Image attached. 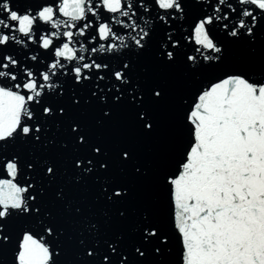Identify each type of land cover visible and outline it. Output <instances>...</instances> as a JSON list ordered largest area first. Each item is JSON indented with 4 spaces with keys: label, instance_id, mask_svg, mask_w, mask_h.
<instances>
[{
    "label": "snow or ice",
    "instance_id": "6c2138e0",
    "mask_svg": "<svg viewBox=\"0 0 264 264\" xmlns=\"http://www.w3.org/2000/svg\"><path fill=\"white\" fill-rule=\"evenodd\" d=\"M258 40L264 0H0V264L9 250L12 264H264V60L224 67L232 47L255 57ZM177 69L191 84L179 98L188 139L155 174L166 215L131 217L114 169H148L66 109H96L101 127L123 111L151 136L169 95L153 73ZM65 172L55 198L75 237L46 205ZM84 185L99 219L69 198Z\"/></svg>",
    "mask_w": 264,
    "mask_h": 264
},
{
    "label": "water",
    "instance_id": "95a60500",
    "mask_svg": "<svg viewBox=\"0 0 264 264\" xmlns=\"http://www.w3.org/2000/svg\"><path fill=\"white\" fill-rule=\"evenodd\" d=\"M255 57H250L245 48L232 47L227 52V60L225 68H237L244 66L243 63L251 60L259 62L264 60V40H258L256 44ZM140 67L137 66V72ZM153 75L158 79H164L168 83L169 95L166 102L160 108L159 128L151 136H143L133 124L129 114L118 111L110 123L101 127L96 121L99 114L96 109L91 107L82 108L80 110L66 109L68 119L72 121H81L87 125V130L94 140L105 144L110 150H116L122 146H128L135 150L140 162L148 169V175L143 179L133 175H123L119 172V166L114 169L118 178L124 180L130 185L132 199L128 203L129 214L135 217L141 211L152 210L156 212L161 221L166 215V200L163 191L158 187L155 181V174H162L173 167L183 144L188 139L187 130L182 126L179 114V98L184 92L191 87L190 82L185 78L180 69L174 72L156 71ZM210 75V73L208 74ZM83 103V101H81ZM67 121L59 128L53 126L49 135L54 137L57 142L64 140L66 137L63 130ZM70 130V128H69ZM87 139V137H86ZM36 155H41L40 148L43 146H29ZM71 146L69 145V148ZM103 151V149H102ZM67 152L64 156H70ZM70 182V173L65 172L58 177V183L51 185L49 188V196L46 201L47 208L51 209L60 218L65 220L68 234L75 237L77 225H75L69 214L65 210L63 203L56 201L55 191L57 186H63ZM93 190L84 185L69 194V198L77 205H83L88 211L97 213L96 219H99L100 205H94ZM109 216L114 215L115 209L103 208ZM175 246V241H173ZM14 254L11 250L5 254L3 259L5 264H12ZM175 256V253H174ZM66 259H71L68 257Z\"/></svg>",
    "mask_w": 264,
    "mask_h": 264
}]
</instances>
